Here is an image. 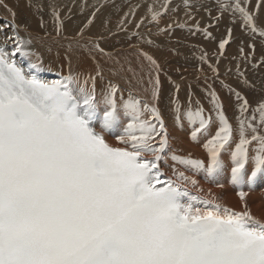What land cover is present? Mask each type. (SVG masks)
Masks as SVG:
<instances>
[{
  "label": "snow or ice",
  "instance_id": "1",
  "mask_svg": "<svg viewBox=\"0 0 264 264\" xmlns=\"http://www.w3.org/2000/svg\"><path fill=\"white\" fill-rule=\"evenodd\" d=\"M231 6L256 32L239 0ZM227 42L219 44L221 54ZM18 55L31 60L22 40L10 50L0 49V264H264V223L247 211L209 205L164 178L158 162L166 159L160 153L168 134L154 108L158 125L140 119L139 101L123 102L131 122L120 141H130L131 150L111 147L77 112L87 115L101 103L111 109L106 116L116 111L115 86L97 101L94 91L77 87L72 75L39 80L33 70H42L41 65L30 63L25 70ZM247 108L244 100L241 115ZM259 111L264 113V105ZM218 117L222 126L209 141L212 147L205 145L207 165L198 159L180 161L194 174L203 171L211 178L223 167L220 149L232 130L222 112ZM188 119L199 122L192 132L195 140L208 121L202 110L189 111ZM248 128L256 131L251 124ZM245 132L240 121L241 139L231 153L234 183L243 181ZM156 137L155 146L148 143ZM252 139L264 152V137ZM145 152L154 159H141ZM254 167L252 177L264 171V158L256 156ZM178 175L188 179L184 172ZM239 196L243 200L245 192Z\"/></svg>",
  "mask_w": 264,
  "mask_h": 264
},
{
  "label": "bare ground",
  "instance_id": "2",
  "mask_svg": "<svg viewBox=\"0 0 264 264\" xmlns=\"http://www.w3.org/2000/svg\"><path fill=\"white\" fill-rule=\"evenodd\" d=\"M166 2L0 0V49L10 50L14 41L22 40L32 56L30 60L18 55L19 66L28 70L30 63H39L42 70H33V74L42 72L47 82L72 75L77 87L94 91L97 101L115 86L118 118L105 120L106 112L111 109L103 103L95 108L99 114L95 130L112 147L131 150L130 141L127 144L120 141L131 122L123 102L139 101L143 113L140 119L158 125L159 121L151 114L154 108L168 134V145L160 153L166 159L158 162L164 178L209 205L218 204L231 213L247 211L264 223V171L255 177L251 175L255 170L254 158L258 155L264 158L261 145L252 139L254 135L264 137V113L259 111V106L264 105V52L256 50V58L251 60L248 42L228 38L231 27L206 30L204 24L199 25L198 18L194 19V26L189 25L187 21L195 13L177 10L170 17L173 1ZM234 33L236 37L235 30ZM224 40L228 42L221 54L219 44ZM239 55L242 59H238ZM237 93L242 100L237 99ZM244 100L248 108L241 115ZM197 110H202L208 126L197 131L193 140L192 132L199 128V122H190L188 112L195 114ZM219 112L232 132L229 142L220 149L223 167L208 178L203 171L194 174L180 161L198 159L207 165L209 154L205 145L212 147L209 141L215 139L222 126ZM240 121L244 122L249 143L245 145L243 181L234 183L231 153L236 151L241 139ZM249 124L255 132L248 128ZM158 141L156 137L148 143L155 146ZM142 156L154 159L150 152ZM172 156L177 159L173 160ZM180 172L188 179L179 177ZM192 180L197 183L193 185ZM240 191L245 192L243 200Z\"/></svg>",
  "mask_w": 264,
  "mask_h": 264
},
{
  "label": "rangeland",
  "instance_id": "3",
  "mask_svg": "<svg viewBox=\"0 0 264 264\" xmlns=\"http://www.w3.org/2000/svg\"><path fill=\"white\" fill-rule=\"evenodd\" d=\"M170 1H173L170 17L177 10L184 11L187 9L188 11L195 13L188 19L187 22L189 25L194 26V19L198 18L199 25L202 26V24H204L203 26L206 30H219L221 28H226L229 26L228 29H230L231 27L228 34L229 39L232 38L233 41L237 39L236 42H238V40L248 42L249 49L251 50L250 59L256 58V50L264 52V36L260 34L261 32H264V0H239L240 6L245 8L249 15L252 16V24L256 26V32H253L251 30V27L245 21L243 15L231 6L235 3V0H167L166 3L168 4V2ZM225 8L226 10H224ZM211 12H215L217 15L215 17H212L211 15H209L212 14ZM212 21L214 22V24ZM234 30L237 33L236 37ZM238 59H242V57L239 55ZM237 65L240 66L239 64ZM259 65L261 66L262 63H260Z\"/></svg>",
  "mask_w": 264,
  "mask_h": 264
},
{
  "label": "clouds",
  "instance_id": "4",
  "mask_svg": "<svg viewBox=\"0 0 264 264\" xmlns=\"http://www.w3.org/2000/svg\"><path fill=\"white\" fill-rule=\"evenodd\" d=\"M115 110H112L111 113L108 116H105V120L111 121L114 119H117Z\"/></svg>",
  "mask_w": 264,
  "mask_h": 264
}]
</instances>
